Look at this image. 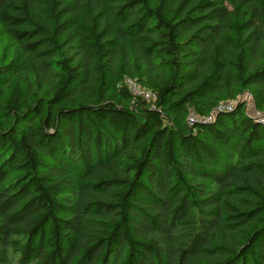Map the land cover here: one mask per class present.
<instances>
[{"label": "trees", "instance_id": "trees-1", "mask_svg": "<svg viewBox=\"0 0 264 264\" xmlns=\"http://www.w3.org/2000/svg\"><path fill=\"white\" fill-rule=\"evenodd\" d=\"M0 264H264V0H0Z\"/></svg>", "mask_w": 264, "mask_h": 264}, {"label": "built area", "instance_id": "built-area-1", "mask_svg": "<svg viewBox=\"0 0 264 264\" xmlns=\"http://www.w3.org/2000/svg\"><path fill=\"white\" fill-rule=\"evenodd\" d=\"M126 85L130 88V90L132 91V93L135 96H140L148 102L156 99L155 95L152 92L142 89L140 86L137 85L136 82H134L132 80L127 79ZM245 95H249V94H245ZM235 104H237V102H230V103H226V104H221L216 108L215 111L216 112H231L233 110V107ZM210 120H211V118H209V119L198 118L194 113H191L189 118H188V122L190 124H194L196 122H210Z\"/></svg>", "mask_w": 264, "mask_h": 264}, {"label": "rangeland", "instance_id": "rangeland-1", "mask_svg": "<svg viewBox=\"0 0 264 264\" xmlns=\"http://www.w3.org/2000/svg\"><path fill=\"white\" fill-rule=\"evenodd\" d=\"M238 102L246 104L247 112H248V114L250 116L255 117V118H259V119L263 116L262 114H258V113L255 112V108H254V105H253V100H252V98L249 95L242 96L237 101V104H238Z\"/></svg>", "mask_w": 264, "mask_h": 264}]
</instances>
